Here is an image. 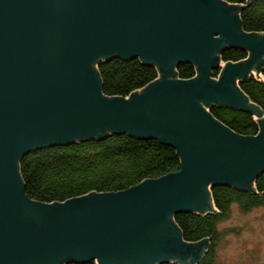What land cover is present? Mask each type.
Returning <instances> with one entry per match:
<instances>
[{
    "label": "water",
    "instance_id": "obj_1",
    "mask_svg": "<svg viewBox=\"0 0 264 264\" xmlns=\"http://www.w3.org/2000/svg\"><path fill=\"white\" fill-rule=\"evenodd\" d=\"M224 0H0V264H196L174 216L214 212L211 188L252 190L264 173V113L239 82L264 68V32L242 29ZM249 57L222 65L220 55ZM157 66L158 79L108 97L97 64ZM182 64L197 74L177 77ZM213 71H219L216 79ZM252 113L254 136L208 110ZM127 133L173 147L179 171L117 193L31 200L19 162L45 147Z\"/></svg>",
    "mask_w": 264,
    "mask_h": 264
},
{
    "label": "trees",
    "instance_id": "obj_2",
    "mask_svg": "<svg viewBox=\"0 0 264 264\" xmlns=\"http://www.w3.org/2000/svg\"><path fill=\"white\" fill-rule=\"evenodd\" d=\"M240 8L242 29L246 33L264 32V0H224ZM249 53L228 49L221 55L222 64L247 60ZM103 93L108 97H129L158 79L157 66L144 64L139 59L114 58L97 64ZM177 77L196 76L193 64H182ZM219 71L212 76L218 78ZM240 89L264 113V68L239 82ZM210 113L232 131L254 136L259 132V121L250 112L212 105ZM181 159L177 151L155 139H141L127 133L108 134L69 146L57 145L35 150L21 158L20 174L27 196L45 204L64 203L92 193H117L143 181L157 179L179 171ZM214 212H186L174 216L183 240L194 244L207 241L206 254L196 264H214L216 249L222 237L219 224L230 219L233 206L242 213L264 207V173L254 182L252 190L233 186H215L210 190ZM66 264H98L68 262ZM162 264H181L167 262Z\"/></svg>",
    "mask_w": 264,
    "mask_h": 264
},
{
    "label": "rangeland",
    "instance_id": "obj_3",
    "mask_svg": "<svg viewBox=\"0 0 264 264\" xmlns=\"http://www.w3.org/2000/svg\"><path fill=\"white\" fill-rule=\"evenodd\" d=\"M219 229L223 235L214 264H264V207L242 213L233 206L230 219Z\"/></svg>",
    "mask_w": 264,
    "mask_h": 264
}]
</instances>
